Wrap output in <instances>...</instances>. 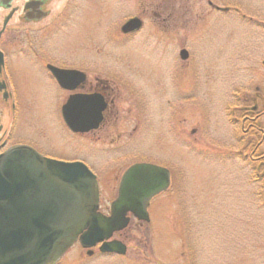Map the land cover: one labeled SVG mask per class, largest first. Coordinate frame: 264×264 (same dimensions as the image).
Instances as JSON below:
<instances>
[{"label": "rangeland", "instance_id": "obj_1", "mask_svg": "<svg viewBox=\"0 0 264 264\" xmlns=\"http://www.w3.org/2000/svg\"><path fill=\"white\" fill-rule=\"evenodd\" d=\"M70 1L52 0L53 14L65 9L58 25L48 20L28 34L15 19L0 38L52 42L43 58L91 71L93 85L108 82L105 125L76 134L71 151L52 131L56 90L34 79L38 91L26 98H35L41 124L50 125L55 152L93 171L107 213L135 163L168 168L172 183L151 200L149 222L133 218L114 235L127 245L124 255L98 248L88 255L74 244L53 264H264V182L249 158L261 136L241 127L247 95L262 76L264 27L254 24L264 23V0H211L229 12L212 11L209 0H75L73 9ZM7 14L0 9V31ZM132 17L144 25L124 34ZM66 96L60 93V104Z\"/></svg>", "mask_w": 264, "mask_h": 264}, {"label": "water", "instance_id": "obj_2", "mask_svg": "<svg viewBox=\"0 0 264 264\" xmlns=\"http://www.w3.org/2000/svg\"><path fill=\"white\" fill-rule=\"evenodd\" d=\"M140 25L132 18L122 31ZM180 56L186 59L188 52ZM54 70L58 80L84 77L77 70ZM106 107L99 93H77L63 106L62 116L72 131L86 133L99 128ZM170 185L168 168L135 163L124 172L105 215L98 212L97 177L83 162L49 159L29 147L11 149L0 155V264H53L77 240L84 248L100 244L102 253L124 255L127 245L112 239L114 234L127 228L129 214L149 222L151 199Z\"/></svg>", "mask_w": 264, "mask_h": 264}, {"label": "flooded vegetation", "instance_id": "obj_3", "mask_svg": "<svg viewBox=\"0 0 264 264\" xmlns=\"http://www.w3.org/2000/svg\"><path fill=\"white\" fill-rule=\"evenodd\" d=\"M51 2L52 0H0V9H4L8 13L2 22L0 38L3 33L9 29L10 24L14 22L15 19L22 25L23 30H28V34L34 29V26H39L48 20H50V22L47 23L46 26L52 27L58 25L59 21L64 17L65 9L53 14L49 8ZM74 2L75 0L68 2L72 9L75 7ZM208 5L212 11H230L229 7L218 6L211 0L208 1ZM152 13L154 16L158 17V19L162 18V12L155 10ZM171 17L172 16L169 14L167 22L171 20ZM7 18L8 21L5 24ZM66 18L67 17H65V19ZM132 18H138L141 21V25L138 29L127 34L138 32L144 25V19L139 17ZM164 21L166 20L164 19ZM254 25L258 28L264 27V23H256ZM51 43L52 42H0V155L17 147H29L41 156L49 159L66 163L77 161L73 156L67 158L62 157L65 156V152L58 153L56 151L58 154L55 152V145L58 143L55 142V138L49 131L50 125L48 127L47 124H41V120L38 118L36 112L38 106L35 104V98H26L27 95H33L35 91H38L34 84V79L37 80L38 76L45 79L46 85H44L43 88L50 87L49 89H53V91L56 90V93L50 101V106L52 107L55 103V105H60V107L58 109V117H56V120L52 121V126L55 127L52 131L55 132L58 130V135L61 133L64 150L73 151L75 147V135L82 134L72 131L63 120L61 114L62 107L71 95L76 93H99L103 95L107 102V107L103 112V121L98 129L104 126L107 121L108 110L110 109V104L113 102V99L111 100L110 98V93H108L110 89L108 82L100 80L96 85H93L89 81L91 71L77 67H68L65 64H57L51 59L43 58V49ZM186 59H183V61ZM247 61L252 62L250 60ZM259 65L262 70V76L259 85H254V92L247 95V110L242 112L241 127L251 138L256 134H260L261 136L260 141H258L251 150L249 158L251 161L258 164V170L260 171L259 175L260 178H263L264 182V153H259L260 147L264 141V129L260 124L262 123L261 120L264 118V56L259 60ZM251 67L252 65L249 66V68ZM54 69L64 71L77 70L82 72L84 77L83 80L76 76H69L68 79L58 80ZM94 77L99 79V75L97 74L94 75ZM60 93L62 95L67 94L62 104H60L61 100L59 101ZM54 98H57V102L53 100ZM99 211L108 214L101 210V206L98 212ZM74 244H79L83 247L79 240ZM94 248L99 249V245ZM93 249H86L87 253L89 254V252H91L90 254L92 255L94 253Z\"/></svg>", "mask_w": 264, "mask_h": 264}]
</instances>
